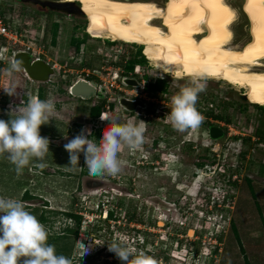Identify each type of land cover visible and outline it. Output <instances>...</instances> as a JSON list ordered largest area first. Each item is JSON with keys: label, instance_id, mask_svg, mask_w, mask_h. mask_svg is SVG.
<instances>
[{"label": "rangeland", "instance_id": "1", "mask_svg": "<svg viewBox=\"0 0 264 264\" xmlns=\"http://www.w3.org/2000/svg\"><path fill=\"white\" fill-rule=\"evenodd\" d=\"M152 1L157 5L168 2V7L172 2ZM225 1L237 16L230 28L231 45L252 44L255 31L248 0ZM0 13L17 19L16 25L17 21L21 26L29 21L30 26H26V30L41 32V26L45 25L44 39L49 46L44 43V52L59 68L50 82L39 85L30 83L22 72L9 74L7 61L0 70V119L8 121L16 118L19 110L33 96H41V100L51 99L55 105L52 119L39 129L40 135L50 141L49 153L44 161L33 158L23 173L17 175L7 154L0 156V196L22 201L25 192L35 195L33 200L22 202L25 210L38 220L42 214L46 217V223L42 224L48 231L47 243L55 246L57 255L68 257L72 264H124L108 251V245L123 239L138 252L154 256L158 264H264L263 106L249 98L245 90L237 91L223 81L201 79L199 82L205 84V91L199 94L201 100L196 108L204 121L199 129L186 132H177L168 122L166 129L170 150L164 165L142 176L136 174L134 182H122L126 184V190H123L125 194L121 198L116 197L113 190L115 184L111 181H106L100 188H87L85 180L88 178L112 180L113 176L89 175L82 152L78 166L70 170L69 154L64 145L82 130L88 139L99 144V131L111 126L108 121L99 119L100 114L116 117L119 124L129 119L136 123L143 121L146 123L144 135L161 129L142 117L150 113L160 117L159 107L153 112L138 110L135 117L125 112L122 114L117 105L112 108L113 102L116 104L118 97L124 94L122 90L140 95V90L123 86L120 80L131 77L134 67L139 66L140 81L145 84L143 94L148 92L146 98L154 92L152 105H162L160 102L165 101L171 106L172 98L182 88L194 86L192 78L177 80L170 74L154 70L149 66L143 47L122 42L104 45L101 42L103 39L93 41L96 38L87 33L90 27L85 26L83 32L77 19L58 16V22L54 24V14L38 12L32 5L15 0H0ZM54 32L57 34L53 43L50 37ZM24 35L32 48L39 46V42L32 39L40 40L39 36L29 32ZM80 77L103 84L108 89L106 98L82 100L69 96L70 87ZM162 78L164 81H160ZM10 85L15 86V95L5 93L3 88ZM163 94L167 98H163ZM240 94L248 100H241ZM150 101L149 106H152ZM93 104L100 106L97 117L92 115ZM14 110L17 111L12 112ZM212 124H220L225 129L222 140L212 142L206 137L205 131ZM177 144L181 154L176 151ZM130 153L134 154L126 147L119 153V159L127 163L122 170L130 166ZM214 154L218 155L219 161L211 160ZM40 163L46 166L40 168ZM216 165L225 170L226 175L235 172L236 184L227 186L221 178L217 179V175L205 173ZM83 172L88 175L82 176ZM164 191H167L168 208L162 210L153 201ZM227 194L230 199L225 205L219 204L218 201ZM208 201L209 204L205 205ZM98 202L102 204L98 206ZM104 210L113 212L112 217H116L117 221H102ZM64 213L80 216L77 235L66 233V229L75 227L74 221L65 217ZM219 236L221 241H218ZM80 242L88 248V254L81 259Z\"/></svg>", "mask_w": 264, "mask_h": 264}, {"label": "bare ground", "instance_id": "2", "mask_svg": "<svg viewBox=\"0 0 264 264\" xmlns=\"http://www.w3.org/2000/svg\"><path fill=\"white\" fill-rule=\"evenodd\" d=\"M61 1L77 2L83 14L88 7L87 33L96 39L143 47L154 70L223 81L264 107V0H248L255 31L248 46L231 45L237 16L225 0H172L168 10L152 0Z\"/></svg>", "mask_w": 264, "mask_h": 264}, {"label": "clouds", "instance_id": "3", "mask_svg": "<svg viewBox=\"0 0 264 264\" xmlns=\"http://www.w3.org/2000/svg\"><path fill=\"white\" fill-rule=\"evenodd\" d=\"M0 59H4L0 54ZM23 62L13 60L8 70L18 72L22 70ZM192 87H184L179 94L171 100V108L167 120L177 132L195 131L204 121L203 115L197 110L199 94L205 91V84L200 83L201 74H192ZM5 93L12 96L16 94L15 86L3 88ZM14 110L12 112H15ZM11 112V113H12ZM55 105L51 99L41 100L38 96L30 97L26 106L19 110L16 118L8 121L0 119V156L7 154L8 160L15 166L17 175L23 173V169L35 158L44 161L49 153V139L40 135L41 125H46L52 119ZM102 121H108L100 143L87 138L85 131L64 145L69 154V168L78 166L79 154L84 155V162L91 176H116L124 165L118 154L126 147L135 152L144 143L146 123L129 119L124 124H119L116 117L108 114H100ZM90 134V133H88ZM175 159V158H173ZM46 165L40 163L39 167ZM221 167V166H220ZM212 166L206 174L217 175L226 184L225 170ZM228 195V194H227ZM227 195H223L219 204L225 205ZM99 203V202H98ZM100 202L98 204L101 205ZM209 201L205 205H208ZM105 210L103 211V213ZM0 264H72L71 259L64 255H57L54 245L47 243L48 231L36 216L25 210L22 201L14 198L0 196ZM107 216H102V221H114ZM101 215V212L99 216ZM101 220V217H100ZM79 259L88 254L86 248L80 242ZM108 251L124 262V264H158L154 256L138 252L135 247L127 244L123 239L113 241L108 245Z\"/></svg>", "mask_w": 264, "mask_h": 264}, {"label": "flooded vegetation", "instance_id": "4", "mask_svg": "<svg viewBox=\"0 0 264 264\" xmlns=\"http://www.w3.org/2000/svg\"><path fill=\"white\" fill-rule=\"evenodd\" d=\"M27 1V0H26ZM25 0H15V2H20V3H24V4H29L27 3ZM51 1H55V0H51ZM82 4V3H81ZM32 5V4H30ZM172 5V2L170 4V6ZM34 8H36V10L38 12H45L47 14H54V20L56 21L54 24H56L58 22V16L62 17V18H67V16L71 19V18H74V19H77L80 23V25L82 26V30L83 32H85V26L87 28L91 26V21H92V17H91V14L89 12V9L86 5L83 4V7H84V16H74V15H67V14H64V13H61V12H50L48 11V9H42L41 7L39 6H36V5H32ZM160 6H163L166 10L167 7H168V2H164L163 5H160ZM169 6V7H170ZM66 10H71V7H65ZM51 15V16H52ZM48 15H46L47 17ZM52 16V18H53ZM53 24V25H54ZM54 27V26H53ZM89 29V28H88ZM88 31V30H87ZM45 34L46 32H44V37H45ZM57 34V33H56ZM56 34L55 32L53 33L52 37L51 38V41L55 42V38H56ZM86 38V41L88 40L87 36H85ZM46 39V37H45ZM43 39L42 40V43H47V41ZM93 41L95 42H100L99 39H92ZM53 42V43H54ZM104 45L107 44V45H112L113 43L111 42H105V40H102L101 41ZM84 43V42H83ZM82 43V44H83ZM80 46V45H79ZM114 52V50H112ZM57 73L55 72L54 73V76L56 75ZM125 78H128V79H134L135 77H125ZM124 78H122L120 80V83L123 85V86H126L123 84L122 80ZM135 80V79H134ZM160 81H164V79L162 78ZM90 83H94L95 86H96V83L94 81H89ZM157 81L155 82V85H157ZM126 87H129V86H126ZM119 91H121V89L119 87H116ZM131 88V87H130ZM40 89V87H38V90ZM70 90V89H69ZM41 91V90H40ZM96 91H97V88H96ZM122 92H126L124 93L123 95H120L116 101V104H112V108H115V105H117L121 110H122V114L125 112L128 114V116H132V117H135L136 115H138V110H141V111H151L153 112L154 109L156 107H159L160 109V113L162 114L160 117L158 116H153L152 113L148 114L147 116H142L144 118H147L148 119V123L151 124V125H154L155 127H160V131L158 130H153L151 133H148L146 132V134L144 136H147V138H145V141L143 143V145L141 146L140 149L136 150L133 153H130V155L132 156L129 164L130 166H128L127 170H121V172L114 176L111 180L110 179H107V178H103V177H100V178H88L86 179L85 181V185L87 188L89 187H102L104 185V183H106V181H111L113 184H115V188L113 189L114 190V193L116 195V197H123L124 196V192L123 190H126L124 189L125 185L126 184H123L122 182L124 181H128V182H134L135 181V178H136V174H140L139 176H142V174H147V173H151L153 172L154 170H157L159 168V165H164L166 163V161L168 160V154H169V137H168V130L166 128H168L169 124H168V121H167V116H168V107L167 106H163V105H152L154 104V101H150V105L152 106H149V103H146V102H142L138 99H135V98H132L131 96L128 95V92L127 91H124L122 90ZM39 93V91H38ZM69 96L70 95V91H69ZM241 96V94L239 95ZM245 97V96H244ZM75 98H79V97H75ZM106 98V92H103L102 94V97H97L95 95H93L92 97H90L89 99L87 100H102V99H105ZM81 99V98H80ZM246 100H248L246 97H245ZM83 100V99H82ZM121 100H124V101H129L131 103H134V102H137V101H140L144 107H139V106H136V109L133 111V112H128L122 105H121ZM158 104V102H157ZM160 104H163L162 102H160ZM128 106H132L131 104H127ZM100 106H96L95 104L92 105V111H94L96 108H99ZM135 115V116H134ZM157 115V114H156ZM165 119V120H164ZM165 126H163V125ZM168 125V126H167ZM208 125V128L206 129V137L208 138V140L210 141H218V140H222L224 137H225V129H223L221 126L222 125ZM213 126H216V127H219L223 130V135L221 138H219L218 140H213L211 139L210 137V132H209V129ZM104 129L100 130L99 131V134H98V137H99V140L101 139V136H102V132H103ZM243 135V134H242ZM180 141V139H178V142ZM182 146L184 145L183 142L181 144ZM212 151H214L213 149H211ZM178 153L181 154V148L179 147V144H177V150H176ZM190 151V150H189ZM215 153V152H213ZM171 156H174L173 153H170ZM119 156V154H118ZM211 160L213 162L215 161H219V157L218 155H213L211 156ZM176 163H178L177 161H175ZM212 162L210 161L209 164H211ZM127 164V163H126ZM126 164L123 165V168L125 166H127ZM201 165V164H200ZM214 167V166H213ZM122 168V169H123ZM129 169L132 171L133 175H129ZM235 172H230V174H227V180L225 181L227 183V186L231 185H235L236 183L234 182L237 177L236 174H234ZM88 173L87 172H83V175L82 176H87ZM101 179V180H100ZM131 185V183H129ZM132 186V185H131ZM206 188H204L205 190ZM167 192V191H166ZM166 192L164 191L163 193H160L159 194V198H155V200L153 201L154 204L156 205L157 208L159 209H167L168 208V203H167V199H166ZM130 195V194H129ZM131 197V195H130ZM44 208V207H43Z\"/></svg>", "mask_w": 264, "mask_h": 264}, {"label": "water", "instance_id": "5", "mask_svg": "<svg viewBox=\"0 0 264 264\" xmlns=\"http://www.w3.org/2000/svg\"><path fill=\"white\" fill-rule=\"evenodd\" d=\"M26 1V0H25ZM29 4L36 5L42 9H48L50 12H61L69 16H84L81 11L80 5L77 2H67L61 0H27ZM241 5V4H240ZM65 7H71V10H66ZM240 8V7H239ZM8 55H11V52H8ZM13 60H20L23 62L22 72L28 80L34 83L45 84L48 83L50 78L54 75V71L51 67L42 60H32L31 57L23 52L19 51L12 55ZM123 84L129 87H137V81L134 79L124 78L122 80ZM70 95L72 97H79L83 100H87L93 95L97 97H102L103 91L97 90L94 83H88L83 80H78L75 84L70 87ZM241 100L245 101L243 95L240 96ZM131 104L132 106H128ZM121 105L128 111L133 112L136 109V106L144 107L140 101L131 103L129 101L121 100ZM170 109H168V113ZM210 137L213 140H218L223 135V130L219 127L213 126L209 129Z\"/></svg>", "mask_w": 264, "mask_h": 264}, {"label": "built area", "instance_id": "6", "mask_svg": "<svg viewBox=\"0 0 264 264\" xmlns=\"http://www.w3.org/2000/svg\"><path fill=\"white\" fill-rule=\"evenodd\" d=\"M17 19L14 18H7L6 15H4V13H0V54H3L4 59H0V70H3V67L5 65V61H7L8 65H11L12 62V55L16 52L19 51H23L25 53H27L32 60H42L44 61L46 64H48L51 69L54 71V73H58L59 68H57L56 64H53L50 60V58L45 55V48L46 45H44V43H42V40L44 39V32H45V25L41 26V32H36L35 30H26L25 27L26 26H30V22L29 21H25L23 22L22 26L19 23V21H17V25H16V21ZM19 24V25H18ZM28 33L31 35H37L39 36L38 40L37 38H32L34 42H39V46L36 48H32L30 45H28V41H27V36L24 35V33ZM40 34V35H39ZM47 45L49 46L48 42ZM47 46V47H48ZM8 52H11V55H8ZM140 68L139 66H135L131 77H135L134 79L137 81L138 86L137 87H131L132 90H140V95L138 94H133V93H128L129 96H131L132 98L138 99L142 102H146L148 103V101H150L151 99L153 100V97L155 95L154 92H150L149 96L150 98H146V95L148 94V92H145L143 94V91L145 90V84L144 81H140V74H139ZM25 76V75H24ZM26 77V76H25ZM54 77V75L50 78L49 82L51 81V79ZM87 77V75H86ZM26 79L28 80V78L26 77ZM80 80L86 81L88 83H90L88 80L80 77ZM30 81V80H28ZM32 84H37L39 85V83H34L31 82ZM97 88V90H102L103 92H106V94L108 93V89L103 85V84H96L95 86ZM38 88V87H37ZM126 93V92H124ZM163 98H167L165 94H163L162 96ZM151 100V101H152ZM201 99L198 98V101H200ZM162 105L163 106H167L168 109L171 108V106L166 103L165 101H162ZM171 104V102H170ZM100 119V118H99ZM101 120V119H100ZM223 127V126H222ZM107 216V211L105 210V212L103 213V217L105 218Z\"/></svg>", "mask_w": 264, "mask_h": 264}, {"label": "trees", "instance_id": "7", "mask_svg": "<svg viewBox=\"0 0 264 264\" xmlns=\"http://www.w3.org/2000/svg\"><path fill=\"white\" fill-rule=\"evenodd\" d=\"M141 50H142V48H141ZM130 69H132V68H130ZM159 83H162V82H159ZM40 96V95H39ZM40 98H41V96H40ZM260 107V106H259ZM98 111H99V108H96L93 112H92V115L94 116V117H97V115H98ZM201 166V165H200ZM35 195H32V194H30L29 192H25V194L23 195V197H22V201H28V200H33L35 197H34ZM230 195H227V199H230ZM26 209V208H25ZM113 212H109V219H114L115 221H117V218L116 217H112V214ZM64 216L65 217H67L68 219H70V220H73L74 221V229H66L65 231H66V233H72V234H75V235H77V233H78V231H79V228H80V223H81V218H80V216H77V215H74V214H72V213H64ZM39 221L41 222V223H46V217L42 214V216H40V219H39ZM232 231H234V227H233V229H232ZM235 232V231H234ZM218 238V241H221V239H222V237L221 236H219V237H217Z\"/></svg>", "mask_w": 264, "mask_h": 264}]
</instances>
